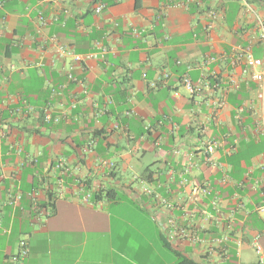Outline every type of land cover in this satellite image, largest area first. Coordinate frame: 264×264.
I'll return each mask as SVG.
<instances>
[{
  "label": "crops",
  "instance_id": "0c3cea01",
  "mask_svg": "<svg viewBox=\"0 0 264 264\" xmlns=\"http://www.w3.org/2000/svg\"><path fill=\"white\" fill-rule=\"evenodd\" d=\"M246 1L0 0V264L21 237L23 264H264L256 84L232 65L264 52Z\"/></svg>",
  "mask_w": 264,
  "mask_h": 264
},
{
  "label": "built area",
  "instance_id": "2783aa9c",
  "mask_svg": "<svg viewBox=\"0 0 264 264\" xmlns=\"http://www.w3.org/2000/svg\"><path fill=\"white\" fill-rule=\"evenodd\" d=\"M243 7L246 11L252 12V8L246 0H243ZM102 8L103 5H97L94 10L96 13H99ZM214 14L215 13H212V16H214ZM256 20L259 31V40L264 47V22L258 17H256ZM56 52L60 56H70L73 58L74 61L77 62L82 60L81 55L74 54L69 47L63 44H56ZM239 64L242 65V74L246 77H249V79H251L256 84V105L249 107V110L254 117L255 131L264 137V52L261 57H255L251 54L249 49L239 50L236 53L235 59H233L232 61V65L235 66ZM67 79L68 81L76 80L71 73L67 74ZM182 82L184 86L188 89V91L191 93H194L199 89V86L193 85L187 77L183 78ZM230 83L232 86H235L237 85V80L231 79ZM50 109V106H48L43 111L42 119L45 122H49L52 119L57 120L56 117L52 116ZM240 111H242V108L238 109L236 117H238V113ZM209 145L210 144H207L206 147H209ZM93 146L94 140L90 139L85 146V150L90 151L92 150ZM58 166H62V163H59ZM250 174L251 171L248 169L246 172V177L250 176ZM250 189L256 191L259 197L261 198V201L254 206V210L257 213L264 215V178H253L252 183L250 185ZM202 191H205V189H202ZM7 199L10 204L16 203L19 199V195L7 194ZM211 204L215 208V201H212ZM180 233L184 234V231L180 230ZM251 244L253 246L255 254L258 257L259 262L264 263V251L259 242V235L253 236V238L251 239ZM28 251V242L25 237H21L17 241V252L9 256V260L13 264H23L24 260L28 256Z\"/></svg>",
  "mask_w": 264,
  "mask_h": 264
},
{
  "label": "trees",
  "instance_id": "16d2710c",
  "mask_svg": "<svg viewBox=\"0 0 264 264\" xmlns=\"http://www.w3.org/2000/svg\"><path fill=\"white\" fill-rule=\"evenodd\" d=\"M112 191L111 190H97L94 192V197L96 199H99L101 197H105V198H109L111 197L112 195ZM180 264H195L193 263L191 260H187V259H184L180 262Z\"/></svg>",
  "mask_w": 264,
  "mask_h": 264
},
{
  "label": "rangeland",
  "instance_id": "374dc122",
  "mask_svg": "<svg viewBox=\"0 0 264 264\" xmlns=\"http://www.w3.org/2000/svg\"><path fill=\"white\" fill-rule=\"evenodd\" d=\"M166 253V251L164 250L163 251V255ZM167 257H168V260L169 262L173 263V264H176V262L179 261V259L176 258V256L170 252L167 253Z\"/></svg>",
  "mask_w": 264,
  "mask_h": 264
}]
</instances>
